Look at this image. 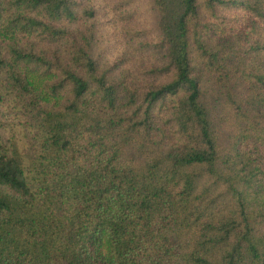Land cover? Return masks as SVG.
Segmentation results:
<instances>
[{
  "label": "trees",
  "instance_id": "obj_1",
  "mask_svg": "<svg viewBox=\"0 0 264 264\" xmlns=\"http://www.w3.org/2000/svg\"><path fill=\"white\" fill-rule=\"evenodd\" d=\"M153 6L0 0V264H264V0Z\"/></svg>",
  "mask_w": 264,
  "mask_h": 264
},
{
  "label": "rangeland",
  "instance_id": "obj_2",
  "mask_svg": "<svg viewBox=\"0 0 264 264\" xmlns=\"http://www.w3.org/2000/svg\"><path fill=\"white\" fill-rule=\"evenodd\" d=\"M92 2L96 7L98 24L96 47L106 50L116 49L120 42L125 40V34L132 30L144 32L145 38H153L156 35L157 15L153 0H92ZM127 12H130L131 16L124 18L123 15ZM20 132L24 145L26 139L24 133ZM2 134L0 143L6 144L5 135ZM3 189L11 191L7 187Z\"/></svg>",
  "mask_w": 264,
  "mask_h": 264
}]
</instances>
